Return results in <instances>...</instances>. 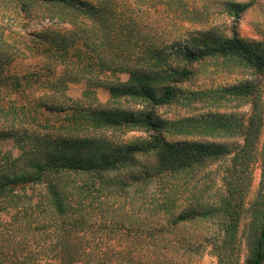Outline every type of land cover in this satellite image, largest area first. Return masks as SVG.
Masks as SVG:
<instances>
[{
  "label": "trees",
  "instance_id": "trees-1",
  "mask_svg": "<svg viewBox=\"0 0 264 264\" xmlns=\"http://www.w3.org/2000/svg\"><path fill=\"white\" fill-rule=\"evenodd\" d=\"M255 3L227 0L232 25L218 30L205 0H0V144L12 143L0 149V264H194L207 242L216 264H235L247 211L243 264H264V199L244 206L233 168L212 176L227 158L243 165L264 114L244 130L232 113H179L252 93L194 80L218 60L264 71V43L235 28ZM162 19L180 24L167 39ZM17 58L35 67L16 72ZM72 83L89 102L67 104ZM64 112L58 125L45 115Z\"/></svg>",
  "mask_w": 264,
  "mask_h": 264
},
{
  "label": "rangeland",
  "instance_id": "rangeland-1",
  "mask_svg": "<svg viewBox=\"0 0 264 264\" xmlns=\"http://www.w3.org/2000/svg\"><path fill=\"white\" fill-rule=\"evenodd\" d=\"M209 6L210 10V23L213 28L221 30L225 26L230 27L232 25V18H228L222 12V6L226 3L227 0H205ZM236 1H246V0H236ZM171 21L170 19H162L164 32L163 35H158L157 38L167 39L169 36H173V31L180 26L177 22V26H173L174 29L170 30V27L165 25ZM149 24L151 21L148 22ZM147 24V23H146ZM148 24V25H149ZM236 31L237 35L240 38L245 40H256L262 41L264 43V0H256L255 5L248 10L242 17L236 21ZM166 26V27H165ZM193 26V25H192ZM193 29V27H191ZM169 33V35H168ZM172 33V34H171ZM171 34V35H170ZM185 43L187 38H182ZM183 42L181 44H183ZM171 44L170 42L168 43ZM35 67V62L32 59H20L17 58L13 61L12 70L16 72H22L24 70L32 69ZM204 70V69H203ZM201 70L202 73L198 74L194 80L195 86H206V87H220L226 84H250L254 87L252 93L248 96L245 101H242L240 104L238 101H231L226 105L225 108L217 107L215 104L210 105L209 103H197L194 107L189 109V112L182 108L179 110V113H187V114H200L207 112H226L232 113L238 118H241L244 124V130L248 127L249 120L256 112H260L259 116H263L264 111L261 109L264 108L262 106L264 104V71L262 73H258L253 69H247L244 67H235L232 65H224L222 60H218L215 62H209L205 67V70ZM125 78V75L122 76ZM197 88V87H196ZM83 90L82 83H72L69 85L67 89V94L69 96V101H67L68 105L72 104L74 101H78V99H82L81 101L89 102L87 99L81 97V92ZM95 96L97 101L105 102L108 97V91L104 88H97L95 90ZM81 97V98H80ZM257 102V107L253 106V104ZM161 111L166 114L172 112L170 108H162ZM45 115L49 118V122L58 125L57 123L62 122L65 119V112L60 114H48ZM258 118V117H257ZM231 149V154L233 155L236 152H241V147L244 144V136H235L229 138L226 141ZM12 148V143L9 141L3 142L0 144V149L2 151L8 150ZM16 150L14 149V154ZM249 157H246L242 163L243 165L237 163L235 165L232 164L230 158H227L221 161L219 164L213 166L212 176H216V179L221 180L226 175V168L230 167L234 169V177L237 175L243 176L245 183L248 184V190L246 196H244V206L248 209L253 206L262 207L259 203L264 199V183H262V162L264 159V120L261 119V128L258 140L254 147L249 150ZM240 171V172H238ZM240 173V174H239ZM223 181H219L218 185ZM247 211V216L242 220L239 229V248H238V259L235 260V264H243L244 258L247 253V247L244 240L243 235H241V229L244 227V222L249 219L250 213ZM206 227H203L204 231ZM214 233L213 229H211L210 233ZM194 264H216V257L211 253V243L207 242V246L203 249V254L195 258Z\"/></svg>",
  "mask_w": 264,
  "mask_h": 264
}]
</instances>
